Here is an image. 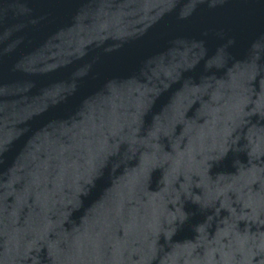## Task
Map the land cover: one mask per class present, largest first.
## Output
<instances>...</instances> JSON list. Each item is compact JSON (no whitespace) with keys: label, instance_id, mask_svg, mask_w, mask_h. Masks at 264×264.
Wrapping results in <instances>:
<instances>
[{"label":"water","instance_id":"obj_1","mask_svg":"<svg viewBox=\"0 0 264 264\" xmlns=\"http://www.w3.org/2000/svg\"><path fill=\"white\" fill-rule=\"evenodd\" d=\"M0 264H264V0H0Z\"/></svg>","mask_w":264,"mask_h":264}]
</instances>
